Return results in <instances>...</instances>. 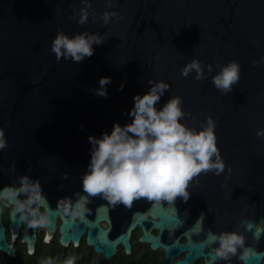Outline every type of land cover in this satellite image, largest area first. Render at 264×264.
<instances>
[{
	"label": "water",
	"instance_id": "1",
	"mask_svg": "<svg viewBox=\"0 0 264 264\" xmlns=\"http://www.w3.org/2000/svg\"><path fill=\"white\" fill-rule=\"evenodd\" d=\"M82 10L89 13L85 24L78 22ZM105 12L115 13L107 25ZM59 32L99 33L106 41L94 46V55L82 63L57 61L51 44ZM194 59L205 68L204 79L197 80L195 72L182 75ZM232 61L240 63L241 78L230 94L223 95L212 77ZM102 77L112 78L107 98L92 91ZM150 79L170 85L161 103L183 98L187 125L199 128L209 117L216 122L226 166L220 175L208 172L194 178L186 203L178 197L173 204L157 206L141 198L131 208L116 206L132 215L129 232L120 238L126 252H131L129 237L137 225L144 229L142 240L157 248L158 238L145 225L173 229L186 221L188 211L208 213L221 228L252 215L257 223L254 234L264 225V138L256 135L264 129V0H112L111 7L107 0H0V127L9 145L0 152V189L28 175L40 179L54 204L75 198L83 190L82 177L91 159L88 137L110 133L115 123L130 122L134 97L148 90ZM90 202L100 205L98 221L108 217L107 207L100 204L106 201L97 196ZM7 204L13 207L14 202ZM50 208L49 234L61 213ZM2 213L0 205V249L13 255L4 242ZM17 215L10 216L14 237L23 223ZM84 224L91 227L89 243L113 255L118 241L107 240L97 223L85 219L81 230L72 220L64 222L63 243L77 244ZM241 225L247 230L248 222ZM68 228L74 232L68 234ZM23 240L33 250L35 230L31 235L26 227ZM207 246L175 240L166 246L168 264L175 250L190 252L175 264L210 257L211 252L204 251ZM259 253L249 263L260 264L264 251Z\"/></svg>",
	"mask_w": 264,
	"mask_h": 264
},
{
	"label": "clouds",
	"instance_id": "2",
	"mask_svg": "<svg viewBox=\"0 0 264 264\" xmlns=\"http://www.w3.org/2000/svg\"><path fill=\"white\" fill-rule=\"evenodd\" d=\"M107 6H112V0H107ZM113 15L115 13L103 14L105 25ZM88 20V11L82 10L78 22L85 24ZM105 41L99 33L81 32L70 36L59 32L52 41L51 51L57 61L66 59L79 64L94 55V46L103 45ZM207 70L211 72V66ZM193 72L197 80L205 78V68L198 59L182 69L185 77ZM240 78L241 65L232 61L220 67L212 77V84L223 95H228ZM111 83V77H102L99 87L92 90L93 94L107 98ZM148 84L144 94L134 97V107L129 112L130 122L124 125L115 123L110 133L88 137L92 145L91 159L82 177L83 190L75 193V198L64 197L58 202L64 214L83 221L90 212V199L97 196L112 208L118 205L131 208L133 202L141 198L157 206L163 202L173 204L178 197L186 203L191 197L189 188L194 178L202 173L220 175L224 172L226 165L217 143L216 122L209 117L199 128L187 125L181 96L161 103L170 89L169 83L150 79ZM124 86L123 83L120 85L121 91ZM256 135L264 138V129L257 130ZM8 146L5 130L0 127V152ZM9 201L14 202L12 212L31 228H45L53 222L50 203L40 179L22 175L15 184L0 189V205ZM252 229L250 222L247 230ZM193 230L203 231L202 219L197 220ZM261 233H264V227L254 233L257 240ZM203 245L212 246L208 264L228 262L233 258H238L241 264H249L261 255L248 245L246 233L239 229L220 233L209 230ZM28 251L31 255L32 249ZM77 259L69 256L63 264H76ZM43 264H54V261L49 257Z\"/></svg>",
	"mask_w": 264,
	"mask_h": 264
},
{
	"label": "flooded vegetation",
	"instance_id": "3",
	"mask_svg": "<svg viewBox=\"0 0 264 264\" xmlns=\"http://www.w3.org/2000/svg\"><path fill=\"white\" fill-rule=\"evenodd\" d=\"M52 208L59 209L61 211L58 214L54 222V230L50 232L47 227L45 228H31L26 226L23 222L19 228L16 237L13 236L11 229L10 216L12 212V206L8 204L2 205V222L4 226V242L11 246L14 250V254L10 255L6 251L0 249V264H43L45 260L51 257L54 264H63L64 260L69 256H76V264H168V252L166 246L170 245L173 241H178L180 245L187 243L191 240L194 243H203L206 239L207 232L209 230L220 233L239 229L244 231L247 235V243L249 246L255 248L257 252L264 251V233H262L257 240L252 231L246 230L241 223L248 222L256 226V219L251 216H246L244 219H240L238 222H228L227 228H221V222L211 219L208 213L204 212V216L201 217L200 212H189L186 214V221L173 228V229H161L159 227H153L151 224H146V228L150 234L157 237L160 244L157 248H153L151 243L143 241L144 229L137 225L130 234L129 243L131 245V252L127 253L124 244L120 241L121 236L129 232L132 224L131 214L124 211H118L117 208H112L107 202L100 204L107 207V218L98 221L97 209L100 206L96 202H89L88 207L90 212L86 214L85 220L91 223H97L98 228L106 233L107 240L116 244L115 252L111 256H107L105 251H99L93 244L88 241L91 227L84 224V233L80 235L79 241L76 244L73 240H70L68 244H64L62 241V226L65 221L72 220L74 224L78 225V229H82V221H77L72 217L64 214L59 204L50 202ZM144 211L143 208L139 209ZM19 216V215H17ZM151 217H148L150 220ZM202 219L203 231L192 233V227L196 224L197 220ZM28 228L29 234H33L35 230V242L33 245L32 254H29V243L23 240L24 231ZM261 227H264L262 224ZM68 234L74 232L73 228H68ZM96 235V230L94 231ZM49 235V236H48ZM212 246H207L205 252H211ZM189 251H182L178 253L177 250L172 251V264L178 261H185ZM171 254V255H172ZM194 255V252L192 253ZM209 257L201 256L190 264H207ZM217 264H241L238 258H233L228 262L219 261ZM251 264V263H249ZM260 264H264V257Z\"/></svg>",
	"mask_w": 264,
	"mask_h": 264
}]
</instances>
